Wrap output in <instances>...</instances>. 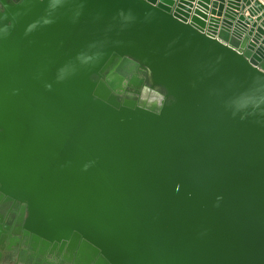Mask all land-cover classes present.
<instances>
[{
	"label": "water",
	"instance_id": "95a60500",
	"mask_svg": "<svg viewBox=\"0 0 264 264\" xmlns=\"http://www.w3.org/2000/svg\"><path fill=\"white\" fill-rule=\"evenodd\" d=\"M0 192L40 253L264 264L262 3L0 0Z\"/></svg>",
	"mask_w": 264,
	"mask_h": 264
},
{
	"label": "flooded vegetation",
	"instance_id": "af4514ba",
	"mask_svg": "<svg viewBox=\"0 0 264 264\" xmlns=\"http://www.w3.org/2000/svg\"><path fill=\"white\" fill-rule=\"evenodd\" d=\"M27 215L26 206L16 200L4 197L0 192V242L4 247L0 251V264H85L86 258L78 260L79 255L75 252L64 250L59 252L40 253V243L35 244L32 234H26L23 227L24 219ZM7 227V228H6ZM76 256L78 258H76ZM77 261V262H76ZM92 261L87 264H94Z\"/></svg>",
	"mask_w": 264,
	"mask_h": 264
},
{
	"label": "crops",
	"instance_id": "0c3cea01",
	"mask_svg": "<svg viewBox=\"0 0 264 264\" xmlns=\"http://www.w3.org/2000/svg\"><path fill=\"white\" fill-rule=\"evenodd\" d=\"M260 3H262V5L264 6V0H258ZM248 8H246L247 10ZM246 10L243 11L244 15H247V12H245Z\"/></svg>",
	"mask_w": 264,
	"mask_h": 264
}]
</instances>
